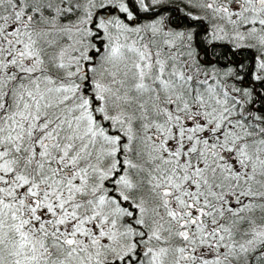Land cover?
I'll use <instances>...</instances> for the list:
<instances>
[{
    "label": "snow or ice",
    "instance_id": "6c2138e0",
    "mask_svg": "<svg viewBox=\"0 0 264 264\" xmlns=\"http://www.w3.org/2000/svg\"><path fill=\"white\" fill-rule=\"evenodd\" d=\"M0 264H264V0H0Z\"/></svg>",
    "mask_w": 264,
    "mask_h": 264
}]
</instances>
